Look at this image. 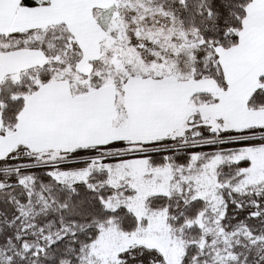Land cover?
I'll return each instance as SVG.
<instances>
[{
  "label": "snow or ice",
  "instance_id": "1",
  "mask_svg": "<svg viewBox=\"0 0 264 264\" xmlns=\"http://www.w3.org/2000/svg\"><path fill=\"white\" fill-rule=\"evenodd\" d=\"M0 264H264V0H0Z\"/></svg>",
  "mask_w": 264,
  "mask_h": 264
}]
</instances>
